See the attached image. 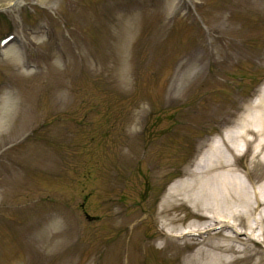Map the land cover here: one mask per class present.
Segmentation results:
<instances>
[{
  "label": "rangeland",
  "instance_id": "rangeland-1",
  "mask_svg": "<svg viewBox=\"0 0 264 264\" xmlns=\"http://www.w3.org/2000/svg\"><path fill=\"white\" fill-rule=\"evenodd\" d=\"M19 1L0 0V264H181L160 211L264 86V0Z\"/></svg>",
  "mask_w": 264,
  "mask_h": 264
},
{
  "label": "bare ground",
  "instance_id": "bare-ground-1",
  "mask_svg": "<svg viewBox=\"0 0 264 264\" xmlns=\"http://www.w3.org/2000/svg\"><path fill=\"white\" fill-rule=\"evenodd\" d=\"M246 154L249 165L241 169L237 159ZM257 165L264 166V86L170 186L160 211V247L171 242L179 252L190 249L181 264H264L249 249L254 242L264 245V173ZM183 207L192 211L187 225L179 214Z\"/></svg>",
  "mask_w": 264,
  "mask_h": 264
},
{
  "label": "trees",
  "instance_id": "trees-1",
  "mask_svg": "<svg viewBox=\"0 0 264 264\" xmlns=\"http://www.w3.org/2000/svg\"><path fill=\"white\" fill-rule=\"evenodd\" d=\"M194 155H195V151L192 153L191 157L193 158Z\"/></svg>",
  "mask_w": 264,
  "mask_h": 264
}]
</instances>
